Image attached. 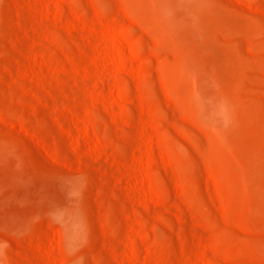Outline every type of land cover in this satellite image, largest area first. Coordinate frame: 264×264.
<instances>
[{"label": "rangeland", "instance_id": "obj_1", "mask_svg": "<svg viewBox=\"0 0 264 264\" xmlns=\"http://www.w3.org/2000/svg\"><path fill=\"white\" fill-rule=\"evenodd\" d=\"M0 264H264V0H0Z\"/></svg>", "mask_w": 264, "mask_h": 264}]
</instances>
